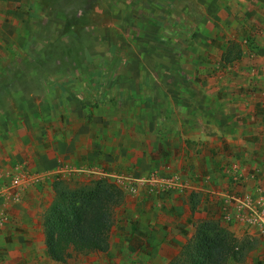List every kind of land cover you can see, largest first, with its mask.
I'll use <instances>...</instances> for the list:
<instances>
[{"label": "crops", "instance_id": "crops-1", "mask_svg": "<svg viewBox=\"0 0 264 264\" xmlns=\"http://www.w3.org/2000/svg\"><path fill=\"white\" fill-rule=\"evenodd\" d=\"M96 1L30 0L39 10L33 18L4 20L9 1L0 0L2 37L24 39L0 62V181L21 174L29 182L21 203L9 208L11 224L0 230V264L40 257L35 229L43 230L57 177L109 178L123 191L138 185L130 192L133 210L147 221L149 241L156 247L174 241L178 250L195 232L197 215L219 220L230 194L264 185V0ZM61 6L80 7L74 19L84 22L81 40L66 45L80 41L95 61L105 57V42L90 34L85 39V32L103 30L116 6L131 8L129 64L118 68V85L104 99L89 89L88 78H77L73 60L57 69L47 55L48 75L35 74L47 68L34 62L27 25L45 22L44 12ZM28 55L32 62H25ZM13 70L28 77H12ZM231 173L243 176L245 188L233 185ZM172 175L182 188L162 184ZM147 179L156 180L148 190L141 188ZM221 225L250 243L245 260L232 264H264L258 236Z\"/></svg>", "mask_w": 264, "mask_h": 264}, {"label": "trees", "instance_id": "trees-1", "mask_svg": "<svg viewBox=\"0 0 264 264\" xmlns=\"http://www.w3.org/2000/svg\"><path fill=\"white\" fill-rule=\"evenodd\" d=\"M74 44L65 46L68 52L63 56H57L50 49L47 50L48 56L58 61L57 69H61L66 61L73 60L77 78H88L92 82L89 89L100 98L107 97L109 94L107 89L112 88L114 82L117 87L119 75L114 78L104 73L107 68L102 67L103 59L95 61L81 44L77 46ZM115 49L116 45L110 48L111 54L115 55L114 58ZM118 53L119 62L122 56L120 52ZM34 59L35 63L47 68L36 71L37 78L46 77L51 63L47 61V66L44 67L37 56ZM224 59L226 62L231 61L229 57ZM85 63L89 64L90 70L87 71L83 66ZM113 69L111 66L110 72L113 73ZM18 71L25 76L26 72ZM52 189L53 201L42 218L44 243L49 259L57 263H66L79 255L108 252L116 220V209L125 197L122 187L112 179L104 177L73 187L66 179L57 177ZM190 204L192 213H195L198 205L197 195L190 197ZM194 228L195 232L191 239L168 264H232L245 260L250 249L249 241L239 240L221 225L220 220L198 219L194 223Z\"/></svg>", "mask_w": 264, "mask_h": 264}, {"label": "rangeland", "instance_id": "rangeland-1", "mask_svg": "<svg viewBox=\"0 0 264 264\" xmlns=\"http://www.w3.org/2000/svg\"><path fill=\"white\" fill-rule=\"evenodd\" d=\"M8 1L9 6L7 9V14L9 17L6 19L4 18V20H8L9 18L12 20L14 18V15L16 16L17 14H20L23 18L28 19V14H30V16L33 18L36 12L39 13L38 7H33L30 5V0H19L17 2H13L12 0ZM92 2L97 3L96 0H92ZM115 9L116 13L112 18L113 21L103 26V30H99V27L90 28L85 32L86 35L84 37L85 39H89L90 36H87L89 34L91 35V37L99 36L103 40L101 41V43L105 42V47L100 43L102 49L105 48V57L103 58L105 63L103 62L104 65L102 67L103 69L107 68V70H105L104 73H107L108 75L110 74V76H113L114 78L119 75L118 77L121 78V73L118 68L127 67V65L129 64L127 52L130 51L129 37L131 36V31L126 27V16L128 14V9L131 10V8L125 7L127 12L124 11L122 6H116ZM154 9H157L161 12V8L159 7H156ZM79 10H81L80 7L68 10L67 8L61 6L60 10L53 8L52 15L48 14V12H44L45 14H43L42 16L45 22L32 21V25L31 23H27L28 29L32 30L30 36H27V44H33L32 52H35L32 54L34 55V57L37 56V58L44 64L45 67L47 66V50L50 49L51 51H54L59 57L63 56L66 52H68V48L66 49L65 47L66 44L69 45L70 42L74 40V38H78L79 40H81V38L83 37L81 32H83L84 22H78L74 19L76 12L78 16L80 15ZM124 14L126 15L124 16ZM70 17H72V19ZM85 26H89V24H86ZM34 30L38 31V33H34ZM54 31H56V34L54 35L55 37L51 35V32H53L54 34ZM139 36L142 37L141 33L139 34ZM23 41L24 39L22 37L9 38L8 35H5L3 38L2 34L0 33V62L1 57H9L12 52H14L18 47H21ZM77 44L80 45L82 43L80 41H76L74 45L77 46ZM113 44H115L117 48L115 49L116 58H114L115 55L111 54V50L109 49ZM50 45H53V47L49 48ZM118 52H120V55L122 56L119 62L117 60V57L119 55ZM124 52H126V54H124ZM32 54L30 53V55ZM30 55L25 58V62H32L29 59ZM19 62H22V60H19ZM111 66H113L114 68L113 73L110 72ZM13 71V76L15 75L14 77L16 78L28 77L27 74H25V76H22L24 73L22 74L18 70ZM114 88L115 87L113 86L112 88L107 89L108 93H113V91L115 90ZM92 179L95 178L87 176L83 180H76L74 178H71L67 181L71 186L74 187L81 184H86ZM124 196V201L116 209V220L111 233L110 249L108 252L79 255L69 259L66 263L54 262L50 260L47 255L43 230L39 228L35 229V235L38 240V251L41 255L36 262H30L27 264H168L169 261L180 252V250H178V248L175 246V242L168 241L163 242V245L160 244L157 247L153 246L152 242L149 241L150 234L147 232V230H145L149 227H146L147 221L142 217L134 215L133 208L135 199H132L131 193L127 189L126 191H124ZM130 210L133 211L130 212ZM199 218L203 219L213 217L210 215L199 214L197 215V217L192 219V221L195 223ZM192 234H194V232ZM187 236L190 237L188 233Z\"/></svg>", "mask_w": 264, "mask_h": 264}, {"label": "built area", "instance_id": "built-area-1", "mask_svg": "<svg viewBox=\"0 0 264 264\" xmlns=\"http://www.w3.org/2000/svg\"><path fill=\"white\" fill-rule=\"evenodd\" d=\"M231 176L235 187L245 188L243 176L236 173H231ZM179 180V177L172 175L163 178L162 184L169 191H175L182 188ZM155 181L147 179L141 183V188L146 186L148 190L151 182ZM137 186L129 184L127 190L134 193ZM28 187V178L21 174L12 175L9 182L0 181V230L11 224L12 217L9 208L21 203ZM228 203L229 208L219 218L221 224L237 226L245 234L258 236L264 244V185L259 184L253 189L235 191L228 196Z\"/></svg>", "mask_w": 264, "mask_h": 264}]
</instances>
